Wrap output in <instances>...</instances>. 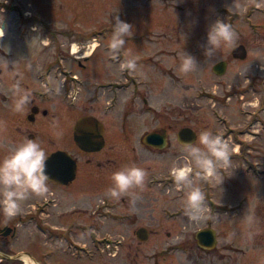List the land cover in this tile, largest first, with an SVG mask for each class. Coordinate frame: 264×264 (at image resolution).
Listing matches in <instances>:
<instances>
[{
	"label": "rangeland",
	"instance_id": "1",
	"mask_svg": "<svg viewBox=\"0 0 264 264\" xmlns=\"http://www.w3.org/2000/svg\"><path fill=\"white\" fill-rule=\"evenodd\" d=\"M238 3L239 8L233 5V0H7L0 3V23L5 26V36L0 40L1 93L15 99L16 74V84L22 85L29 80L34 82V74L41 67L36 78L50 77L45 73L48 66L39 64L46 62L43 54H50L56 47L61 48L57 53H67L74 45L79 51L77 55L85 56L90 52L86 47L91 50L98 42L86 70L78 69L77 73L91 82L114 76L117 67L105 59V51L112 37L113 18L118 15L133 26L134 32L121 50L122 62L129 57L137 58L138 74L132 78L152 80L150 88L160 111L169 102L170 115L176 117L182 110L186 126L199 135L204 130L218 129L211 110H222L238 129L241 128L238 124H252L245 135L247 150L236 144L235 133L228 138L233 151L240 148L242 162L232 161L231 156L230 167L221 168L217 179L196 178V186L205 195V212L198 220L186 214V191L172 177L174 168L189 163L183 149L177 147V153L173 146L165 155H158L131 150L135 137L128 145L122 141L121 169L132 165L145 169L148 173L145 188L143 192L137 190L138 195L119 200L91 198L86 193L80 197L90 207L97 204L102 208L99 211L104 217L100 219L97 214L86 215L93 224L91 227L99 230L96 238L100 239L101 256L88 262L68 256L65 264H186L189 257L196 259L197 264H207L209 258L214 260L213 264H264V0H238ZM26 13L30 14L28 18ZM218 19L231 25L236 40L231 46L222 45L211 59H206L203 46L207 32ZM91 37L97 42L90 39L87 45L83 44ZM239 45L246 55L236 60L230 52ZM183 52L195 57L199 64L196 71L188 74L180 71ZM156 53L159 61H146L147 56ZM4 59L9 62L7 67ZM220 60L228 61L229 65L223 76L216 77L211 68ZM72 66L75 72V63ZM199 95L205 98L199 100ZM211 96L225 98L226 108L218 110L208 101ZM139 124V133L149 128L145 120L138 127ZM1 132L0 128V138ZM46 148L50 150L53 146L46 145L43 149ZM4 154L0 143V160ZM103 175L112 177L113 173ZM140 227L148 231L146 240L136 238L135 232ZM205 228L216 232V247L211 251L199 249L195 242L196 232ZM25 234L19 248L33 247L26 236L39 235L33 230ZM75 235L87 238L77 229ZM90 237L92 241V232ZM90 248L93 254L96 244H90Z\"/></svg>",
	"mask_w": 264,
	"mask_h": 264
},
{
	"label": "flooded vegetation",
	"instance_id": "2",
	"mask_svg": "<svg viewBox=\"0 0 264 264\" xmlns=\"http://www.w3.org/2000/svg\"><path fill=\"white\" fill-rule=\"evenodd\" d=\"M25 15L27 18L30 16V14L27 16V13ZM86 39L83 44L87 45L90 39L94 41L93 37ZM98 44L97 42L91 50H88L87 46L86 49L90 52L85 56L77 55L79 51L73 50L74 45L70 50L68 48L67 53H57V49L61 48L56 47L51 49L50 54H43L46 62L39 65L48 66L45 73L50 77L36 78L41 67L34 74V82L29 80L22 81L25 85L19 84L30 94V103L22 113L13 110L17 97L14 99L13 95L0 92V108H3L0 110V122H2L0 143L5 151L3 158L28 139L36 141L42 148L46 145L53 146L50 150L46 148L45 152L48 158L51 155L57 156L52 166L54 177L48 181L49 192L45 197L32 196L23 202L21 213L11 219L0 212V264H24L23 258H28L34 264H65L68 256L72 260L81 262L92 261L95 256H101L100 239L96 238L99 230L91 227L93 224L86 215L97 214L100 219L104 217L99 211L102 208L97 204L92 208L80 200V197L85 196L86 193L91 198L111 199L106 193L113 182L110 176L106 177L103 174L121 170L122 141H126L128 145L135 137L131 150H145L151 154L165 155L167 153L165 151L173 146H175L174 151L178 153L177 147L182 148L181 141L187 140L186 137L179 136L181 129L187 127L183 111H178L176 117L171 116L170 110L168 111L169 102H166L167 105H163L160 111L150 88L151 79H142L139 76L132 78L138 74V71L135 73L125 70L121 73L120 63L123 59L121 52L114 58L109 47H106L105 59L117 67L114 76L110 78L91 82L77 73L78 69L86 70L87 62ZM241 46L231 50L233 59H241ZM47 47L49 46H44ZM5 53L7 52L4 51ZM157 53L156 56H147L146 61H159ZM51 59L53 60L48 63ZM72 63H75V72L72 71L74 69ZM218 63H225V72L229 64L226 60H220L212 66L211 72L214 76L221 77L225 72L222 75L213 72V67ZM52 72L54 77L51 79ZM244 74L245 72L243 76ZM58 76L63 77L58 78ZM17 77L16 74L15 84ZM203 98H205L203 95L198 96L199 100ZM207 99L213 102V106L218 110L226 108L223 103L226 101L225 98L211 96ZM211 113L218 125V129H211L214 135H219L228 141L230 134L235 133L236 144L248 148L245 135L248 134L249 126L251 127L252 124L249 125V122L243 126L238 124V127H241L238 129L222 110L217 112L211 110ZM241 114L250 115L246 112ZM143 120L149 128L139 133L141 125L139 124L138 127V123H142ZM245 120L247 121V117ZM204 126L208 125L204 124ZM190 129L195 134V141L192 142L195 143L199 134ZM79 141L82 142L83 147L79 146ZM161 144H164L163 147H159ZM240 153V148L238 151L234 150L231 155L232 161L242 162ZM175 156L181 157L180 154ZM81 193L83 195H79ZM75 198L77 205H74ZM69 201H72V205L66 207ZM74 215L77 217L75 218ZM75 229L87 238H77ZM27 230L35 231L39 236L27 235L26 240L33 244V247L19 248ZM195 242L203 251H211L216 247V241L214 247L209 249L200 247L196 239ZM90 244H96L93 254ZM188 262L197 264V260L191 257L186 264ZM207 262L213 264L214 260L209 258Z\"/></svg>",
	"mask_w": 264,
	"mask_h": 264
},
{
	"label": "clouds",
	"instance_id": "3",
	"mask_svg": "<svg viewBox=\"0 0 264 264\" xmlns=\"http://www.w3.org/2000/svg\"><path fill=\"white\" fill-rule=\"evenodd\" d=\"M0 3H7V0H0ZM233 5L236 8L240 7L238 0H233ZM133 34L131 24L121 20L118 15L114 16L112 37L108 45L114 58L119 56L126 44V39L131 38ZM4 36L5 26L0 23V40H3ZM235 40L236 33L231 25L218 19L209 27L203 54L206 59H211L222 45L231 46ZM8 65L9 62L5 60V67ZM198 67L199 64L194 56L182 53L181 72L188 74L196 71ZM120 70L136 72L137 58H126L120 63ZM13 93L17 97L13 110L22 113L30 103V94L23 90L19 83L13 85ZM198 140V145L181 142L189 163L172 170L176 185L186 191L185 211L193 220L200 219L205 212V195L196 186V178L217 179L221 168L230 167L233 152L226 139L214 135L210 130L202 131ZM47 159L48 156L41 145L28 139L0 160V212L6 218L11 219L19 215L23 202L32 196L43 198L48 194ZM147 175V171L141 167L135 165L124 167L113 173L111 177L113 183L106 194L117 200L129 195H138L137 190L143 192L145 188Z\"/></svg>",
	"mask_w": 264,
	"mask_h": 264
},
{
	"label": "water",
	"instance_id": "4",
	"mask_svg": "<svg viewBox=\"0 0 264 264\" xmlns=\"http://www.w3.org/2000/svg\"><path fill=\"white\" fill-rule=\"evenodd\" d=\"M241 50H242V54L240 55L241 59H243L246 55L245 53V49L241 46ZM225 63H218L217 65H215L213 67V72L216 75H222L225 72ZM179 136L180 137H186L187 140L185 142H189L192 143L195 141V134L193 133V131L190 128H183L181 129V131L179 132ZM179 141L180 138H179ZM163 143V141H161ZM183 142V141H181ZM80 147H83V144L81 141L78 142ZM164 144H161L159 147H163ZM51 155L47 161H46V174L48 175L49 179H52L54 176L53 172H52V166L53 163H55V158L57 156ZM136 238L139 241H143L146 240L148 238V231L145 228H139L137 229V231L135 232ZM195 239L197 241V244L205 249H209L214 247L215 245V231L212 229H204V230H199L196 234H195Z\"/></svg>",
	"mask_w": 264,
	"mask_h": 264
},
{
	"label": "bare ground",
	"instance_id": "5",
	"mask_svg": "<svg viewBox=\"0 0 264 264\" xmlns=\"http://www.w3.org/2000/svg\"><path fill=\"white\" fill-rule=\"evenodd\" d=\"M89 48H91V47H89ZM73 50H75L74 47H73ZM88 50H89V49H88ZM88 50H87V51H88ZM87 55H88V54H87ZM23 260H24V262H25L26 264H34L33 262H30L28 258H23Z\"/></svg>",
	"mask_w": 264,
	"mask_h": 264
}]
</instances>
